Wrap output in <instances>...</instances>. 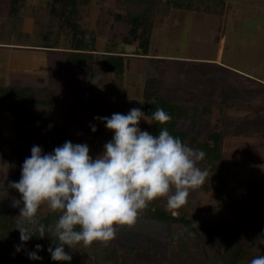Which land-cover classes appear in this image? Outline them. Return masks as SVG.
Returning a JSON list of instances; mask_svg holds the SVG:
<instances>
[{
  "label": "rangeland",
  "instance_id": "rangeland-1",
  "mask_svg": "<svg viewBox=\"0 0 264 264\" xmlns=\"http://www.w3.org/2000/svg\"><path fill=\"white\" fill-rule=\"evenodd\" d=\"M226 1L229 10L224 16L175 8L155 15L149 54L141 56L138 41L131 36V42L125 40L131 29L125 5L92 0L84 11L82 30L88 41L96 38L95 53L111 50L130 57L120 75L91 64L96 82L91 87L84 72L71 71L67 38L60 36L61 6L52 12L51 0H21L17 12H11L10 0H0V83L47 86L56 96L47 120L28 119L24 130L0 115V208L13 212L16 230L26 226L33 232L38 224L23 225L19 218L23 203L13 206L21 194L10 183L19 182L22 165L15 161L12 145L22 147L25 159L34 145L48 154L63 145L61 129L83 134L90 125L97 129L87 142L95 159L114 135L95 118L128 114L132 108L143 111L144 85L157 77L163 82L164 97L192 104L190 109L204 101L215 104L210 115L202 116L194 135L201 141L222 132L224 173L210 171L204 158L198 166L208 172L207 188L190 191L179 209L168 208L166 198L154 200L197 222L200 238L190 241L188 251L171 241L167 225L148 219L145 210L134 226L118 227L111 242L142 247L145 243L153 249L137 251L134 264H211L206 251H223L237 243L251 256L264 255V0ZM224 63L240 74L222 68ZM73 82L76 87L70 86ZM139 127L150 133L152 123L145 117ZM191 127V120H180V129ZM221 182L219 198L216 186ZM47 212L43 205L37 220Z\"/></svg>",
  "mask_w": 264,
  "mask_h": 264
},
{
  "label": "clouds",
  "instance_id": "clouds-1",
  "mask_svg": "<svg viewBox=\"0 0 264 264\" xmlns=\"http://www.w3.org/2000/svg\"><path fill=\"white\" fill-rule=\"evenodd\" d=\"M145 116L140 108H132L128 114L96 117L114 135L95 159L87 144L70 141L48 154H42L40 146L31 148L19 182L10 183L21 194V201L13 206L23 203L19 215L23 225H37L43 205L60 213L54 226L39 224L36 229L41 239L46 232L58 239L54 249L48 248L53 261H71L65 245L108 244L118 227L134 226L139 214L158 198H166L168 208L179 209L187 203L190 191L204 184L208 172L198 164L205 153L186 146L166 128L158 135L142 131L139 123ZM152 119L163 125L171 116L157 108ZM91 130L97 129L92 126ZM17 229L21 244L34 235L30 227ZM35 247L29 259H42L37 255L42 246ZM20 250L17 246L16 251ZM250 264H264V255Z\"/></svg>",
  "mask_w": 264,
  "mask_h": 264
},
{
  "label": "trees",
  "instance_id": "trees-1",
  "mask_svg": "<svg viewBox=\"0 0 264 264\" xmlns=\"http://www.w3.org/2000/svg\"><path fill=\"white\" fill-rule=\"evenodd\" d=\"M125 5V19L131 25L129 36L125 37L127 42L131 39L138 41L140 54H149L153 33V19L159 13H168L171 9H185L190 11H204L206 13H216L224 16L229 10L226 0H118ZM21 0H10L11 12H17ZM92 0H51V11L55 12L61 6L60 22L62 35L67 38L69 49L68 60L71 63V71L81 70L88 77V85L93 87L95 82V72L91 64L98 63L101 72H115L122 74L126 67V60L123 54L119 53H99L96 54V38L87 40L82 24L84 11L87 10ZM119 18H122L118 15ZM63 36V37H64ZM47 47H63L59 45H48ZM162 80L157 77L151 78L144 85L143 90V112L146 118L152 123L150 134L158 135L163 129L179 138L183 144L191 148H196L205 153V160L210 166V171L218 172L221 176L224 173V159L222 153V132H212L206 139L199 141L194 132L201 121L202 116L210 115L215 104L212 102H201L194 105L184 103L180 100L167 98L161 95ZM73 82L71 87H76ZM56 104V96L53 89L43 86L35 87L29 85H8L0 83V115L9 120L16 121V127L24 130L23 123L26 120L40 119L46 121L49 113ZM157 108H162L171 116V120L166 124H159L152 119V115ZM181 119H189L192 122L190 130L179 128ZM92 126H87L83 134H76L69 128L59 131L63 144L70 141L73 144H87L91 138ZM13 156L18 164L23 165L25 160L22 147L12 145ZM208 182L202 186L207 188ZM224 183L216 186L217 196L220 198L223 192ZM148 219H155L163 222L169 229L171 241H176L179 247L189 250V243L200 238V230L197 222L187 215H175L172 212L152 201L145 209ZM245 213L241 211L239 215L243 217ZM60 213H53L48 209L44 217L38 221L39 224L54 226ZM13 212L0 208V264H134V255L144 248L153 250L149 245H118L110 242L106 245L93 242L90 246L83 243L75 245L73 248L64 246L65 252L72 256L71 261H53L48 248L56 247L58 239L46 232L44 238L39 237L36 229L29 241L21 244L20 232L15 229L12 219ZM42 246L37 255L42 257L39 260L29 259L30 252L37 251L36 245ZM21 246L19 252L16 247ZM206 256L211 264H250L255 257L251 256L242 245L237 243L234 247H228L223 251L214 253L206 251Z\"/></svg>",
  "mask_w": 264,
  "mask_h": 264
},
{
  "label": "crops",
  "instance_id": "crops-1",
  "mask_svg": "<svg viewBox=\"0 0 264 264\" xmlns=\"http://www.w3.org/2000/svg\"><path fill=\"white\" fill-rule=\"evenodd\" d=\"M96 50H97V51H95V52H98V49H97V48H96ZM103 52L123 54V55L125 56V60L128 59V58H126V57H130V56H127L125 52H113V51H111V50H104ZM99 53H100V52H99ZM138 55H141V56H148V54H147V55H144V54H140V53H139ZM220 66H221L222 68H224V69H227V70H229V71H231V72L236 73V71H234V70H236V68L233 67V66H231V65H229V64L224 63V65L221 64ZM111 72H113V71H111ZM108 73H110V72H108ZM236 74L239 75V74H240V71H239V73H236ZM241 76H244V75H241ZM246 77H249V76H246ZM205 102H206V101H205ZM207 102H211V101H207Z\"/></svg>",
  "mask_w": 264,
  "mask_h": 264
}]
</instances>
